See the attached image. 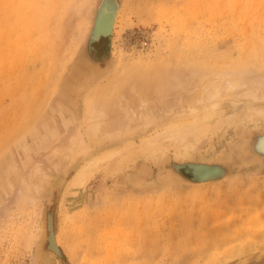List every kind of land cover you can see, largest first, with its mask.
<instances>
[{"label": "rangeland", "instance_id": "374dc122", "mask_svg": "<svg viewBox=\"0 0 264 264\" xmlns=\"http://www.w3.org/2000/svg\"><path fill=\"white\" fill-rule=\"evenodd\" d=\"M95 3L0 0V264H264V250L253 244L239 258L221 255L256 233L248 228L250 219L264 220V121L245 117L218 134L198 137L188 149L189 141L166 142L149 151L140 138L156 135L158 122H150L125 135L90 139L72 169L69 162L57 168L53 158L46 159L62 155L55 147L69 142L67 133L87 138V104L95 99V89L73 69L81 65ZM114 14L103 30L96 27L95 16L90 44L97 55L114 49L125 64L143 67V73L157 60L174 70L208 56L214 64L246 59L248 80L264 83V0H130L112 31ZM160 64L151 67L161 69ZM244 100L222 98V116L232 118L236 102L252 106ZM253 105L264 103L260 99ZM114 109L112 121L120 114ZM173 111L160 116L171 118ZM128 140L137 148L123 159L117 153L111 161L82 167ZM246 155L251 163L243 160ZM209 159L219 163H204ZM34 166L43 167L39 175H48L39 194L26 178ZM182 167L198 178H222L195 183ZM48 214L53 215L49 231ZM50 236H58L59 254L50 250Z\"/></svg>", "mask_w": 264, "mask_h": 264}, {"label": "bare ground", "instance_id": "6f19581e", "mask_svg": "<svg viewBox=\"0 0 264 264\" xmlns=\"http://www.w3.org/2000/svg\"><path fill=\"white\" fill-rule=\"evenodd\" d=\"M99 1L101 3H99ZM129 4H130V0H96L95 7L99 5L100 13L97 11L99 13V15H97V12L95 11V7H94L91 23L90 26L88 27L89 31L86 36L84 49L79 59L81 65H79L78 67H76L77 65H75L74 66L75 69H73V73L77 72L80 73L82 76H84V78L88 77L87 80L90 81L91 88L95 89L93 92L94 93L93 97H95V99L91 98L92 100L91 99L90 100L92 102L88 101L89 103L87 104V110L89 111V115H91L90 122L88 123L87 126L88 127L87 134L85 135L87 138L85 139L82 136V134L77 131L67 133V135L69 134V136H67L69 138V142L64 143L63 141L61 144L55 147L62 151V155L57 160L54 159V156L46 157V159H48L49 161H51L53 158V161H51L53 167H57V168L59 166L62 167L64 164L69 162L68 166L71 167V169L74 168L77 165L78 161L81 159L80 156H77L78 153L84 150V148L88 146V142L90 139L92 141L94 140L97 142L100 140H104L105 138L115 137L117 135H123V134L125 135L128 130H131L132 128L136 127V125L137 126L142 124L148 125L150 122H156V121L158 122L157 123L158 128L154 130L156 132V135L151 136V134H149L148 136L146 135L147 137L141 136L140 138L142 140L141 144L145 147V149L146 150L149 149V151H151L154 149H160L161 147L164 146V143L166 142H170L171 144H175V143L180 144L182 142L187 143V141H189L188 146H185L186 148H184V149H188V147H190L193 144V140H197L198 137L218 134L223 128H227L232 123H234V121L238 122L242 120V118L244 119L245 117H249L256 121H264V105H260V106L253 105L255 103H258L260 99L263 100L264 103V86H263L264 83H260L261 80L257 82L254 78L253 79L255 81H251L250 79L248 80V75H246L245 73H246V69L249 66L244 67V64L242 63V61L246 62V59L245 61L243 59L241 60L236 59L235 61L230 60L229 64L228 61H226L227 63L219 64L218 62H216V64H214L213 63L214 59L212 57H209L208 55L210 54L207 53L206 55L208 57L204 59L202 58L203 59V60L201 59L202 62H199L200 60L199 61L197 60L199 58H196L195 60H197V63L193 64L191 58L190 59L191 63L190 62L188 63L190 64V67L188 68L181 67L177 63L179 67L175 66L176 69L175 68L174 70L171 69L172 70L171 71L169 70L170 66H168V70L170 72L167 73L165 72L168 71L166 70L167 68L162 66L163 64H160V60L154 58L161 65L160 66L161 69L153 68V67L156 68V66L159 65V64L157 65L155 64L156 66L155 65L153 66V64L157 62L156 60H154L156 62L152 61L153 63L151 62L152 63V64L150 63L151 65L149 63H148L149 65L146 64V69L149 70H146L147 73L146 72L143 73L144 71L143 67L141 66L138 67L137 65L134 64L132 65L125 64L123 62V59L117 54L116 51H114V49L111 51L107 49L105 52H102L100 55L99 54L97 55L94 48L90 44V42L93 41L92 40L93 34L91 30L93 29V25L95 27V24H93V22L97 21L95 16L97 15L99 17L98 25L96 27L97 28L100 27L99 30H103L104 28L106 29L107 25H109L111 21L112 12L115 11L114 14L115 16L114 18H112L114 19L112 22L113 25L111 27L113 29L112 31H115L114 29L115 26L118 25L120 18L123 19L126 10H128ZM97 9L98 8H96V10ZM93 19L96 20L93 21ZM186 56H188V54H186ZM162 59L164 60V58ZM180 61L182 62V60ZM172 65L173 64H171V67ZM139 69L141 70V73L136 72ZM120 71H122L121 77L120 75H116L117 72L119 73ZM137 75L139 77H137ZM252 75L254 76V74ZM132 76L134 77L136 76L135 78L136 80L133 79L128 81V78H132ZM51 77L50 79L48 77L47 78L51 80ZM35 81L37 82V80ZM37 86H41V85H37ZM45 87L47 86L45 85L44 88ZM104 95L107 97L106 99H104L105 97ZM100 96H103L104 100L101 101ZM226 96H232L236 99H245L244 101L247 100L249 102V105L252 106L247 108L246 107L247 104L245 105L240 101L239 103L236 102L234 105L236 109V113L232 114L233 117L228 119L224 118L221 114L223 112V109L219 108L218 102ZM134 103L138 104V106L140 107L139 111L134 109L135 108L133 107ZM242 104L245 106L244 107L241 106ZM113 105L120 113L118 119L114 121H112L111 120L112 118H110L112 117V114H114L112 113V107L114 109ZM172 108H175V111H173V113L170 114L173 115L171 118L170 117L167 118V116H162V117L160 116L162 112H164L165 110L171 111ZM67 110L68 112H70L69 109ZM113 111H115V109ZM148 112H149V116H148ZM109 118L111 121L109 120ZM157 144L158 146H156ZM135 145H136V141L128 140L125 141V143H123L119 147L104 149L98 155L99 157L96 156L97 158L94 157L86 161L82 167L86 169H90L94 166H97V163L99 161L102 160L111 161L115 159V155L117 153H118L117 157L119 156L120 159H123V155L125 154V152L127 154V152L132 148H134ZM160 145L161 147H159ZM141 151H139V154ZM136 154L138 155V153L135 152V155ZM187 156L190 157L191 155L189 154ZM246 156L243 158V160L249 161V163H251L252 160L248 158L249 155ZM73 158L74 160L75 159L78 160L72 163L74 161V160L71 161ZM135 158L138 159L137 157ZM204 163L217 164L219 163V160L209 159V160H205ZM244 166L246 165L244 164ZM42 168L43 167L34 166V169L27 172L26 175V178L30 184V186L28 185V187L29 188L32 187L31 189L37 194H39L41 191V185L42 184L44 185L47 182L48 175L46 173H43L42 176L39 175V173L42 172L41 171ZM34 178L36 180V183L32 182ZM23 180H25V176ZM24 185L25 183L23 184V186ZM20 200L21 199L18 198L17 202ZM247 225L248 228H251L250 226H253L254 231L256 233H254L250 239L246 240V243H241V241L239 240V242L235 241V243L229 245L230 247L224 249L221 252L222 256H225L227 259L239 258L242 256L241 254H243L244 249L251 244H253V247L255 249L257 247V249L261 248L264 250V220L260 218L250 219L247 222ZM49 229L50 227H48V231ZM57 237L51 238L50 236L49 239L50 242L49 241L48 242L50 243L49 247L58 252L60 248L57 241Z\"/></svg>", "mask_w": 264, "mask_h": 264}, {"label": "water", "instance_id": "95a60500", "mask_svg": "<svg viewBox=\"0 0 264 264\" xmlns=\"http://www.w3.org/2000/svg\"><path fill=\"white\" fill-rule=\"evenodd\" d=\"M109 35H110V33H109ZM189 166L190 165L188 164L187 167H189ZM185 168L186 167H182L180 170L184 171V174H185V176H186L187 179H189L190 181L195 182V183L207 182V181H215V180H219L220 178H222V177H220L218 179H214L215 177L213 175H208V177H204V178H202V177L201 178H198L191 171H189V170H187ZM69 169H71V167H69ZM52 219H53V215H52ZM52 219H51L50 215L48 214V218H47V228L49 227ZM50 250H52L54 252H57V251H55L54 249H51V248H50ZM57 253H59V252H57ZM50 264H54V263H50Z\"/></svg>", "mask_w": 264, "mask_h": 264}, {"label": "flooded vegetation", "instance_id": "af4514ba", "mask_svg": "<svg viewBox=\"0 0 264 264\" xmlns=\"http://www.w3.org/2000/svg\"><path fill=\"white\" fill-rule=\"evenodd\" d=\"M252 264V263H251ZM253 264H258V263H253Z\"/></svg>", "mask_w": 264, "mask_h": 264}]
</instances>
